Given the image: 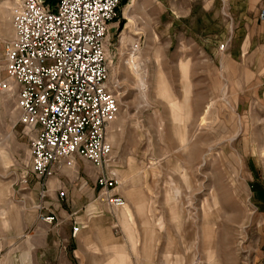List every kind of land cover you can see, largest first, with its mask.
Instances as JSON below:
<instances>
[{
    "label": "rangeland",
    "instance_id": "obj_1",
    "mask_svg": "<svg viewBox=\"0 0 264 264\" xmlns=\"http://www.w3.org/2000/svg\"><path fill=\"white\" fill-rule=\"evenodd\" d=\"M4 1L1 72L16 0ZM199 1L198 15L204 8ZM131 2H121L110 22L109 47L120 106L109 129L110 161L130 174L123 188L133 200L124 204L131 216L121 206L124 237L137 242L132 252L139 264H264V109L255 100L239 105L237 84L212 68L173 67L171 60L184 54L182 44L155 32L153 0ZM11 100L0 108V194L29 163L28 134ZM137 196L144 201L135 202Z\"/></svg>",
    "mask_w": 264,
    "mask_h": 264
},
{
    "label": "crops",
    "instance_id": "obj_2",
    "mask_svg": "<svg viewBox=\"0 0 264 264\" xmlns=\"http://www.w3.org/2000/svg\"><path fill=\"white\" fill-rule=\"evenodd\" d=\"M194 1L153 0L159 9L160 26L155 32L161 36L169 34L182 44L178 49L182 48L184 54L171 60L173 67L182 72V64L186 63L189 71L197 73H207L206 69L211 72L212 68L237 84L239 105L240 100L245 107L255 100V106L264 109V19L259 17L264 0H200L204 8L199 15ZM223 41L224 49L219 46ZM8 99L14 103L17 118L16 97L0 94V108L6 106ZM109 132L112 155L114 146ZM27 146L28 165L19 173L15 171L9 190L0 194V264H139V256L132 252L137 242L124 237L121 206L101 199L96 184L97 174L112 169L121 182L117 191L133 202L130 188H123L126 179L131 178L127 170L113 167L112 161L100 166L76 155L75 163L65 164L48 178L44 187L31 170L29 138ZM24 174L27 180L22 179ZM61 188L66 190L63 200L58 194ZM261 188L256 186L260 192ZM135 199L137 203L144 201L143 197ZM124 207L131 216L130 207ZM51 211L57 215L55 222L48 223L40 217ZM74 221L84 225L74 231Z\"/></svg>",
    "mask_w": 264,
    "mask_h": 264
},
{
    "label": "built area",
    "instance_id": "obj_3",
    "mask_svg": "<svg viewBox=\"0 0 264 264\" xmlns=\"http://www.w3.org/2000/svg\"><path fill=\"white\" fill-rule=\"evenodd\" d=\"M120 4L16 0L12 7L14 31L4 45L0 94L16 97V122L26 129L31 170L44 187L65 164H74L76 155L100 166L110 164L108 129L120 107L110 80V22ZM259 17L264 19V7ZM139 47V39L132 42V49ZM22 179L27 180L25 174ZM120 183L112 169L96 175L99 197L114 206L126 201L117 191ZM65 191H58L61 200ZM40 217L48 223L57 220L52 211ZM72 224L74 231L84 225Z\"/></svg>",
    "mask_w": 264,
    "mask_h": 264
},
{
    "label": "trees",
    "instance_id": "obj_4",
    "mask_svg": "<svg viewBox=\"0 0 264 264\" xmlns=\"http://www.w3.org/2000/svg\"><path fill=\"white\" fill-rule=\"evenodd\" d=\"M127 0H121V2H126Z\"/></svg>",
    "mask_w": 264,
    "mask_h": 264
},
{
    "label": "bare ground",
    "instance_id": "obj_5",
    "mask_svg": "<svg viewBox=\"0 0 264 264\" xmlns=\"http://www.w3.org/2000/svg\"><path fill=\"white\" fill-rule=\"evenodd\" d=\"M5 1H7V0H5ZM7 3H8V1H7ZM132 17H133V16H132ZM132 17H131V18H132ZM207 227H208V226H207Z\"/></svg>",
    "mask_w": 264,
    "mask_h": 264
}]
</instances>
